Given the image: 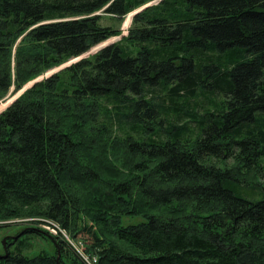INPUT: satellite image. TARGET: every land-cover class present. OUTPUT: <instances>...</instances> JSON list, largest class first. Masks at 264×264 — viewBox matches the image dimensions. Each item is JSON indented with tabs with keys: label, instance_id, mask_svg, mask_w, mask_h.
Wrapping results in <instances>:
<instances>
[{
	"label": "trees",
	"instance_id": "1",
	"mask_svg": "<svg viewBox=\"0 0 264 264\" xmlns=\"http://www.w3.org/2000/svg\"><path fill=\"white\" fill-rule=\"evenodd\" d=\"M156 1L0 0V102L44 77L0 113V222L97 264H264V0ZM15 236L0 264H85Z\"/></svg>",
	"mask_w": 264,
	"mask_h": 264
},
{
	"label": "rangeland",
	"instance_id": "2",
	"mask_svg": "<svg viewBox=\"0 0 264 264\" xmlns=\"http://www.w3.org/2000/svg\"><path fill=\"white\" fill-rule=\"evenodd\" d=\"M155 3H158V2L156 1V2H154L152 4H155ZM152 4H150V5H152ZM130 21H131V18L129 17L127 20H125V22L122 25V29L125 31L123 36L127 35V30H128V28L130 27V24H131ZM120 39H121V37L112 38L109 41H107V42L95 47L94 49L91 50L90 53L82 56L81 58L85 59L89 55H93L96 52H98L99 50H101V46H103V45H105L107 43H108V45L113 44V43L119 41ZM77 60L78 59L73 60L69 64H66V65H64V66H62L60 68H56V69H53V70L49 71L46 74L45 77H50L51 75H53L55 73H58L62 69L70 66L73 63H76ZM43 79H44V77H41V78L29 83L21 92H19L16 95L11 96V94H10L4 101L0 102V113L3 112L5 109H7V107L9 105H11L12 102L15 101L17 98H19L27 89L31 88L33 85H35L36 83L40 82ZM109 161H110V159H109ZM228 162L231 163L230 161H228ZM109 166H112V164H110ZM247 191H249V190H246L245 192H247ZM249 195L251 197H253L252 195H254V194H252V192H249ZM254 197L257 198L258 196L254 195ZM24 220H28V219H13V220H8L6 222H1L3 224H0V254H4V252H5L4 244H3V241H4L5 238H7L9 236H15L22 229H24V227L32 226L31 223H29V222H23ZM10 221H12V223H8ZM142 221H143V218H141V217H134V218L126 217V218H124L123 223L125 225H129V224H138V223H140ZM72 240H74L75 243H78V244L83 243V242H81L79 240H75V239H72ZM31 242L33 244V249H32V251L27 253L29 256H35L37 253H40L41 251H44V250L45 251H49L51 253L54 252L53 244L50 241H47V240H45L43 238H33L31 240Z\"/></svg>",
	"mask_w": 264,
	"mask_h": 264
},
{
	"label": "built area",
	"instance_id": "3",
	"mask_svg": "<svg viewBox=\"0 0 264 264\" xmlns=\"http://www.w3.org/2000/svg\"><path fill=\"white\" fill-rule=\"evenodd\" d=\"M23 222H29L33 227L46 232L52 237H58L65 240L78 253L85 264L98 263V259L96 257H91L88 253L85 252V246H83V243H75V241L72 240L70 236H68V233L63 230L57 223L46 219H28L24 220ZM8 223H12V221ZM0 224L3 223L0 222Z\"/></svg>",
	"mask_w": 264,
	"mask_h": 264
},
{
	"label": "water",
	"instance_id": "4",
	"mask_svg": "<svg viewBox=\"0 0 264 264\" xmlns=\"http://www.w3.org/2000/svg\"><path fill=\"white\" fill-rule=\"evenodd\" d=\"M159 1H161V0H157V2H159ZM148 6H150V5H148ZM148 6H146V7H148ZM146 7H144V8H142V9H140V10L134 12L133 14H131V15H130L131 21H132V17H133L134 15H136V14L139 13V12H141V11H142L143 9H145ZM131 21H130V22H131ZM106 46H108V43L105 44V45H103V46H101V49L105 48ZM81 57H82V56H81ZM81 57L78 58V60H77L76 62L82 60ZM13 102H14V101H13ZM13 102H12V103H13ZM11 238H13V239H17V236H12ZM6 241H7V238H5L4 241H3L4 246H5ZM59 256H60V254H59ZM59 256H58V257H59Z\"/></svg>",
	"mask_w": 264,
	"mask_h": 264
}]
</instances>
